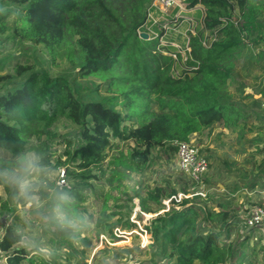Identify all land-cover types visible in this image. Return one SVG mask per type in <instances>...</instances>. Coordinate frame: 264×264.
I'll use <instances>...</instances> for the list:
<instances>
[{"label":"trees","instance_id":"trees-1","mask_svg":"<svg viewBox=\"0 0 264 264\" xmlns=\"http://www.w3.org/2000/svg\"><path fill=\"white\" fill-rule=\"evenodd\" d=\"M152 1L0 0L7 6L0 14L3 35L42 45L52 60H65L76 70L73 79L54 76L45 68L23 65L26 58L19 56L14 63L18 80L10 74L0 76V86L6 88L0 89V153L23 158L34 152L39 166H50L53 144L62 141L65 160L58 162L66 166L71 182L69 198L63 202L74 215L75 205L83 201L82 191L94 181L106 178L112 184L126 177L125 170H147L154 149L176 153L175 141L189 142L192 135L216 123L227 128L239 123L240 111L222 89L233 75L245 40L264 41V0H185L187 8L203 7L204 31L215 33L217 39L205 47L204 31L191 36L187 65L196 69L178 77L173 75L176 61L157 50L158 38L139 35ZM90 77L101 83H76L77 78ZM60 118L77 127L73 136L54 131ZM113 141L134 145L128 156L108 160ZM0 164L5 167L1 158ZM112 165L125 169L114 168L106 176L105 167ZM187 185L180 190L156 186L147 199L140 192L135 196L142 211L156 213L165 209L163 200L179 192L187 194ZM170 202L171 209L145 226L160 241L170 264H243L249 253L255 254L254 229L234 241L238 219L223 204L215 211L200 208L188 198ZM107 219L104 213L102 220ZM118 225L135 227L128 220ZM20 242L21 235L7 227L0 247L8 264H34L29 251L18 246Z\"/></svg>","mask_w":264,"mask_h":264},{"label":"rangeland","instance_id":"rangeland-1","mask_svg":"<svg viewBox=\"0 0 264 264\" xmlns=\"http://www.w3.org/2000/svg\"><path fill=\"white\" fill-rule=\"evenodd\" d=\"M199 6L181 12L176 5L168 8L164 16L176 30L168 32L164 40L182 45L186 43L184 35L189 28L197 33L204 31V10ZM6 8L0 4V14ZM10 21L12 18L6 24ZM19 56L26 58L23 65L45 68L54 76L63 74L70 79L76 76V70L67 61L52 60L44 46L17 42L0 32V76L10 74L18 80L14 63ZM85 82L101 83L95 77L76 79L77 84ZM0 89L6 88L0 86ZM222 92L240 111L238 125L227 128L216 123L191 137L209 159V173L204 176L202 189L205 196L197 195L201 189L179 171L176 153L154 149L147 170L134 173L125 170L124 179L111 184L101 178L83 190V201L76 202L77 215H74L63 202V198H69L67 190L71 182L66 166L58 162L59 158L61 162L65 160V144L57 140L50 166H39L40 158L34 152L23 158H12L5 151L0 153L5 161V167L0 164V237L7 227H12L21 235L18 246L29 251L34 264H170L162 253L160 241H155L145 226L158 214L171 209L172 203L165 199L162 201L165 209L146 213L135 193L140 192L147 199L156 186L180 190L188 184L187 198L198 207L215 211L219 210V204L234 207L238 228L232 239L244 238L252 232L243 225L246 211L264 203V41L251 44L245 40L238 50L233 75ZM53 129L60 136H73L77 131L66 118H60ZM133 145V142L113 141L108 160L120 154L128 156ZM114 168L125 169L122 165L106 166V176ZM151 207L157 209L153 204ZM104 213L109 216L105 221ZM127 220L135 224L134 229L118 225ZM251 234L255 254L247 253L243 264H248L250 259L251 264H264V231L255 228Z\"/></svg>","mask_w":264,"mask_h":264},{"label":"built area","instance_id":"built-area-1","mask_svg":"<svg viewBox=\"0 0 264 264\" xmlns=\"http://www.w3.org/2000/svg\"><path fill=\"white\" fill-rule=\"evenodd\" d=\"M182 2H185V0H153L147 13V20L141 30H139V35L141 33H146L148 35V39L158 38L159 43L157 45V50L164 55L172 57L176 61V65L173 69V75L175 77L180 76V74H182L185 70L191 71L196 69L194 66L190 67L187 65V62L191 59L192 49L189 44L190 38L193 35H197L195 29L189 28L186 31L184 35L186 43L182 45L176 46L175 44L164 40V36L168 32L176 30L175 26L170 25L169 22L166 21L167 18L164 16L166 14L165 11L176 5L179 12H181V10L187 8L186 3L185 7ZM202 10L204 9L202 8ZM205 32L202 44L207 47L211 41H215L217 38L215 33H210L207 30H205ZM174 145L176 146V159L179 171L188 176L190 181L198 185V188L201 189L196 193L197 195L205 196L202 189L205 187L203 182L204 176L209 171L208 157L201 153L200 148L192 141H175ZM177 195L172 197L177 202L188 197L184 193H179ZM172 198L167 199V203L170 202ZM243 225L247 229L256 228L264 231V203L255 204L246 211L243 217ZM0 264H8L5 252L1 247Z\"/></svg>","mask_w":264,"mask_h":264},{"label":"water","instance_id":"water-1","mask_svg":"<svg viewBox=\"0 0 264 264\" xmlns=\"http://www.w3.org/2000/svg\"><path fill=\"white\" fill-rule=\"evenodd\" d=\"M140 37L143 39H148V35L146 33H141Z\"/></svg>","mask_w":264,"mask_h":264},{"label":"crops","instance_id":"crops-1","mask_svg":"<svg viewBox=\"0 0 264 264\" xmlns=\"http://www.w3.org/2000/svg\"><path fill=\"white\" fill-rule=\"evenodd\" d=\"M208 173H209V172H208ZM223 206L226 207V208H228V209H230V210H232V211H233V210H236V209H235L234 207H232V206H231V207L228 206V205H223Z\"/></svg>","mask_w":264,"mask_h":264}]
</instances>
